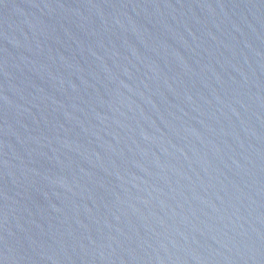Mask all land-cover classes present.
I'll list each match as a JSON object with an SVG mask.
<instances>
[{"label":"water","instance_id":"1","mask_svg":"<svg viewBox=\"0 0 264 264\" xmlns=\"http://www.w3.org/2000/svg\"><path fill=\"white\" fill-rule=\"evenodd\" d=\"M0 264H264V0H0Z\"/></svg>","mask_w":264,"mask_h":264}]
</instances>
